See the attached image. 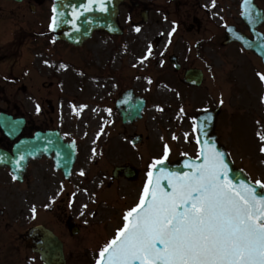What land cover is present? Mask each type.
Returning <instances> with one entry per match:
<instances>
[{
  "label": "rangeland",
  "instance_id": "1",
  "mask_svg": "<svg viewBox=\"0 0 264 264\" xmlns=\"http://www.w3.org/2000/svg\"><path fill=\"white\" fill-rule=\"evenodd\" d=\"M197 1L207 5L210 13L196 8L193 5L194 0L176 2L133 0L123 4L119 14V22L123 29L121 35L111 36L102 31L98 32L82 48H79L81 51L55 42L52 44L54 60L39 64L42 74L49 79L45 80L38 69L35 75V87L39 91L37 93L40 94V98L44 97L48 90L55 89L54 93L50 92L45 96L47 104L52 105V108L40 107L38 103L40 99L37 98L36 93H29L32 96V99H29L27 92H18L16 101L20 103L22 101V105L26 106L20 113L27 114L38 123L45 120L49 125H53V128H59L67 139H76L79 142L80 156L74 170L73 181L69 186L61 185V176L53 174L50 167L52 176L51 188L48 191L55 196L62 190L65 193L63 195L65 205L75 209L74 214L79 215L81 221L84 220L85 233L77 242L88 249L99 250L111 238L115 230L121 227L122 216L137 203L140 197L149 165L154 159H159L164 154V141L168 143L167 140H171L172 149L177 147L181 148L179 149L181 151L193 154V142L190 141L191 137L193 138L190 123L193 117L192 108L198 100L200 106L205 104L206 100L199 95L211 84V70H217L221 77V71L226 74L227 64L235 62V59L224 60L223 57L216 55L218 51L209 43L202 48L200 55H197L199 50L196 49L194 42L218 31L221 26L217 21L222 20V17L227 18L226 10H229V7L233 9L238 0H215L214 4L213 0ZM260 2L264 8V0ZM49 4L50 1H44L41 9H38L39 20L48 16L49 11L45 10V7ZM167 5L170 6L169 9L166 8ZM144 8L150 9L146 22L141 17ZM14 14L16 18L12 20L11 18L0 20L1 25L9 30V35L16 27L24 25L25 15L28 16L30 13L27 7H23L21 12ZM204 15L210 22L205 21L200 32L194 31L188 34L189 37H187L190 38L188 41L186 38L183 39L181 30L184 31L183 28L189 25L193 16ZM211 15L212 17L217 15L215 22ZM137 27L141 29L139 32L135 30ZM176 27L180 30H175L169 37L168 33ZM0 34L3 32L0 31ZM159 41H163L161 50L158 48ZM3 43L4 40L0 37V45ZM44 44L41 43L38 46V52L47 49ZM149 45L152 46V55H155L156 59L147 56ZM28 48L31 50V67L34 69L38 67L39 61L37 62L34 58L32 46ZM21 49H23L22 56H27L26 46ZM173 53H182L184 69L188 66H197L205 70L204 87L198 89L182 85L181 79L177 78V76L180 77V72L175 70L169 61V56ZM73 55H77V59H74ZM146 56V59H142ZM46 58L51 59L49 55ZM62 64L67 67L62 68ZM80 67L85 73L80 71ZM229 67H232V63ZM22 71L28 78L32 76L29 68L24 67ZM260 74H264L263 64L258 67V73L255 69L246 71L248 76ZM51 75L56 76H52L54 78L52 79ZM137 77H139L138 82ZM50 78L53 85L48 83ZM244 80H237L234 83V81H227V76L223 81L219 77L214 78L210 89L215 98L211 101L215 104L216 96H222L223 91H226L224 92L226 94L230 93L227 98V108L221 111V124L226 123L224 124L226 139L229 135L234 139L232 141L234 158L238 165L249 167L254 174H257L256 169L259 170L260 167L254 150L239 144L242 133L245 138L248 133L241 129V124H234L237 115L235 114L236 119H233L231 114L234 110L245 114L249 106L254 105L249 103L256 98L254 95L260 93V83L264 84V80L260 79V83H255V79L249 80L248 83ZM127 88H132L135 94L146 99L143 117L132 125L123 124L119 112L115 110L116 100ZM53 97L54 104L51 100ZM85 99H90L91 102L88 105L97 110L96 117H86L84 108L80 110L76 106L71 107L74 101ZM106 107L111 111H108L107 118L102 119L100 112ZM225 116L228 119L223 118ZM89 118L93 120L94 127L87 124ZM100 121H104V124L100 125ZM135 133H141L144 138L143 142L136 146L130 143V137ZM174 150L169 151L168 157L176 156L178 150L176 148ZM124 163H130L139 168L138 178L132 182H127L124 178L116 180L117 183L112 182V169L115 165ZM37 165L43 169L45 162ZM74 242L76 241L73 239L69 240L66 245L74 248ZM84 257L90 258L91 261L97 259L93 252L85 254ZM23 259V264H39L33 257Z\"/></svg>",
  "mask_w": 264,
  "mask_h": 264
},
{
  "label": "snow or ice",
  "instance_id": "2",
  "mask_svg": "<svg viewBox=\"0 0 264 264\" xmlns=\"http://www.w3.org/2000/svg\"><path fill=\"white\" fill-rule=\"evenodd\" d=\"M95 2L107 10L103 0ZM56 26L53 16L50 27ZM151 55L149 45L147 56ZM196 139L199 154L186 162L189 171L184 172L155 171L168 158L170 149L164 145L163 156L149 165L139 202L126 211L123 226L100 248L96 264H264V181L233 180L226 154L215 144L201 142L199 135Z\"/></svg>",
  "mask_w": 264,
  "mask_h": 264
},
{
  "label": "water",
  "instance_id": "3",
  "mask_svg": "<svg viewBox=\"0 0 264 264\" xmlns=\"http://www.w3.org/2000/svg\"><path fill=\"white\" fill-rule=\"evenodd\" d=\"M59 1L61 2L58 4L59 9L57 10V13L55 15L57 22V32L61 37L67 39L72 43L81 42L83 38L89 36L90 33L97 28H109L115 30V32L119 30L116 24V15L118 12L117 6L122 0H103L104 6L107 9L106 11L101 10L99 3L95 2V0L90 9L85 8V5L89 3V0ZM243 10V18L248 24L252 23V29L255 28L256 25H258V23H260L264 19L262 11L258 10V8L253 4V0H245L243 4ZM70 21H74V23ZM242 41L244 42V40ZM247 45L251 46L253 49H260V46L256 47L251 45V43L248 44V42ZM262 52L264 56V47ZM172 61L176 63V58L172 57ZM185 81L193 85H199L202 81V72L200 70H189L186 73ZM143 105L144 104H142V100H136L132 98V96L126 97L125 100H123V104H119L120 112L123 116L124 122H132L140 117ZM4 119H6V117H3L2 119L3 125L5 123ZM209 121H200L201 124L199 125V134L201 142L206 140L209 144H215L217 149L226 154L223 148L218 145V143L212 137V125L209 123L205 124ZM7 124V128L5 125L4 127L8 130L11 126L9 122H7ZM15 136L16 134H14L13 137ZM27 142L28 143L26 144H22L28 147V153L32 155H36L37 151H42L41 149L49 150L51 148L56 151L59 159L64 162H67L65 161V159H67L70 163V157H73L74 154V152L70 151L71 149L67 148L68 145H63L62 140L53 135V132L37 135L36 138ZM16 153L19 154V156L22 155V152L20 150L16 151ZM20 159L21 158H19V160ZM225 159L229 164V168L231 169L229 176L237 182L240 180H245L246 182H248L246 178L241 174V172L233 168V165L227 154L225 155ZM192 160V158L186 157L180 162L174 164L163 162V164L157 166V169L155 171L158 172L161 168H165L170 172L189 171L186 162H190ZM71 161H73V159ZM6 163H10V161L6 160L4 162H1V164ZM119 173H124L130 179H133L136 175V171H134L131 167L116 168L114 174L117 176ZM164 183L167 187V182L165 181ZM37 231L42 234V243L46 245L43 251V258L46 263L62 264V252L58 247V240L54 236H52L50 232L44 231V229L42 228H38Z\"/></svg>",
  "mask_w": 264,
  "mask_h": 264
},
{
  "label": "flooded vegetation",
  "instance_id": "4",
  "mask_svg": "<svg viewBox=\"0 0 264 264\" xmlns=\"http://www.w3.org/2000/svg\"><path fill=\"white\" fill-rule=\"evenodd\" d=\"M204 21L198 17L193 18V23H191L188 27L189 32H200L202 29ZM236 27L239 31L244 32L250 36V38H253L252 34L249 32L248 28L243 25L241 20L239 19V24H236ZM225 40V37H224ZM208 42H213L216 46L217 43L220 42L219 40H208ZM225 50L224 56L225 58H233L235 59L236 63L241 65V63L244 62V64H260L261 63V57L256 54L253 50H248L244 48L240 43H229L225 47H223ZM1 63V61H0ZM11 74L6 73L4 68H0V111L6 110V108H2L1 104L6 106L7 98H6V92L7 89L12 88L14 86V79L10 77ZM12 92L11 90H9ZM10 108V106H8ZM7 112V110H6ZM237 115L238 123L239 124H246L252 128H254V133L256 134V138L259 140V147L261 148L264 146V141L260 139L261 136H264V107L262 103L258 104V106L255 108V105L249 106L248 110L244 113H239L238 110H234L233 114ZM227 118L228 117H223ZM221 116H219L217 121V135L218 139L221 142L227 143L226 139V128L224 124H221ZM249 122H254V125H250ZM28 126V123L27 125ZM243 131L250 133V130L247 128H242ZM1 134V131H0ZM24 136H28L24 133ZM0 146L4 149L11 151L12 150V143L9 141L3 142V137L0 135ZM258 157H259V167L260 169L256 171L260 174H264V152H261L260 149L258 151ZM37 162L32 161L30 163L29 167V174L32 171L33 167H36ZM35 177L32 178L31 182H29V179L26 178L23 185H25L27 182V185L25 187H22L20 184L14 186L12 184V179L10 178V171L8 169H4L0 171V264H5L7 262H10L11 260L8 257L2 258L4 256L9 255L10 253L21 249L23 246V230L24 226L21 222V216L23 215L21 213L22 211V204L23 201L32 200L34 202V199L37 198V194L39 191L42 190V193L44 196L47 194L45 193V188L50 186V180L49 176L42 172V174H38V172L35 170ZM35 178V179H34ZM34 180V182H33ZM40 186V188H39ZM46 194V195H45ZM56 207V210L55 208ZM58 208V209H57ZM50 220L55 218L54 216L58 217L62 223H65L67 220L66 212L62 206H60L59 203H57L55 206H52V210L48 212ZM13 215H16L15 217ZM67 224L70 223V221L66 222ZM13 225L14 229L11 227ZM52 225V224H50ZM62 230V228L60 229ZM61 235V232H58Z\"/></svg>",
  "mask_w": 264,
  "mask_h": 264
},
{
  "label": "bare ground",
  "instance_id": "5",
  "mask_svg": "<svg viewBox=\"0 0 264 264\" xmlns=\"http://www.w3.org/2000/svg\"><path fill=\"white\" fill-rule=\"evenodd\" d=\"M163 41H159V45H160V47H159V50H161L162 49V43ZM136 81L138 82L139 81V77H137V79H136ZM87 103H90L91 101H90V99H87V101H86ZM76 103L78 104V106L80 107L81 106V101H76ZM164 111H166L165 109H163ZM85 115L86 116H96L97 115V113L95 112V111H93V108L91 107V106H89V105H87L86 106V113H85ZM100 115L101 116H103V117H106L107 116V112L104 110V111H102L101 113H100ZM90 126H93L94 127V124H93V121L91 120V121H89V123H88Z\"/></svg>",
  "mask_w": 264,
  "mask_h": 264
}]
</instances>
